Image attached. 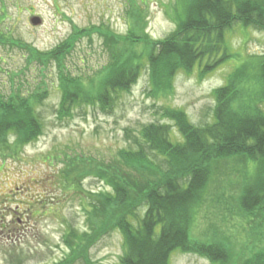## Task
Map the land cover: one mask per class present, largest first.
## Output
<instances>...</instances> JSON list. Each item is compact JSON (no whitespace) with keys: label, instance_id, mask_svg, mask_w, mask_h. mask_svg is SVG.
Listing matches in <instances>:
<instances>
[{"label":"rangeland","instance_id":"obj_1","mask_svg":"<svg viewBox=\"0 0 264 264\" xmlns=\"http://www.w3.org/2000/svg\"><path fill=\"white\" fill-rule=\"evenodd\" d=\"M178 4L179 0H0V31L10 38L0 42V95L31 99L43 123L42 133L27 143L17 144L11 133L0 144V221L7 225L0 227V264H123L120 230L112 229L95 242L78 243L76 238L91 230L90 217L96 219L92 205L101 201L96 193L113 194L98 170L120 164L124 150H136L139 131L151 123L168 124L173 141L184 142L177 122L166 116L167 109L184 112L195 126L214 122V90L245 59L264 55V30L237 24L229 37L236 60L202 74L196 68L175 72L173 90L166 96H153L148 69H142L131 91L120 94L108 113L88 106L60 117V72L79 79L87 90L96 87L128 52L145 55L142 41L130 45L129 33L155 41L174 33L172 13ZM34 17L41 24H32ZM106 34L118 38L115 48ZM18 40L25 45L18 46ZM64 46L67 51L61 53ZM59 47L60 57L47 66L33 55V50L53 53ZM250 88L251 97L260 98L259 84ZM261 108L264 111V100ZM153 155L149 153L156 164L163 161ZM256 175L255 161L221 160L193 215L190 238L225 244V262L175 249L168 264H248L264 251V228L258 229L241 210L243 188ZM74 176L79 179L77 188L68 185ZM26 211L29 218L24 220ZM20 216L23 223L18 222Z\"/></svg>","mask_w":264,"mask_h":264},{"label":"trees","instance_id":"obj_2","mask_svg":"<svg viewBox=\"0 0 264 264\" xmlns=\"http://www.w3.org/2000/svg\"><path fill=\"white\" fill-rule=\"evenodd\" d=\"M178 6L180 9L172 13L177 25L173 34L155 41L146 34L141 39L129 33L126 39L130 45L142 41L145 55L140 57L130 51L122 61L117 60L113 49L117 64L107 69V78L96 87L87 90L79 79L61 70L59 116L65 118L77 108L88 106L112 112L119 95L131 91L146 67L153 96H166L173 90L175 72L191 73L196 68L202 74L236 60L229 37L237 24L264 30V0H179ZM108 35L115 48L118 38ZM9 39L0 31V42L7 43ZM16 43L25 45L20 40ZM61 48L53 53L33 50V55L47 66L52 58L60 57ZM64 51L65 46L61 53ZM254 84L261 87L257 99L249 92ZM214 96V122L205 126L191 124L180 110L167 109L166 116L177 122L184 142L173 141L168 124L151 123L139 131L136 150H124L120 164H106L98 170V176L111 186L113 194L96 193L101 200L97 199L99 206L92 205L96 219L89 218L91 230L77 235L78 243L86 239L95 242L117 229L124 238L123 264H168L175 249L225 262V244L192 240L189 228L216 164L230 157L257 164V175L243 188L241 210L258 229L264 228V55L245 59L229 74L226 83L214 90ZM4 97L0 95V144L11 133L17 144L42 133V119L31 99L23 95ZM149 153L162 156L163 161L156 164ZM75 165L73 161L72 170ZM78 181L74 176L68 185L77 188ZM248 264H264V251L254 254Z\"/></svg>","mask_w":264,"mask_h":264},{"label":"flooded vegetation","instance_id":"obj_3","mask_svg":"<svg viewBox=\"0 0 264 264\" xmlns=\"http://www.w3.org/2000/svg\"><path fill=\"white\" fill-rule=\"evenodd\" d=\"M17 189H19V188H17ZM18 213H19V212H18ZM19 218H20V219L18 220V222H19V223H23L24 220H27V219L29 218V212H28V211L25 212V219H24V220L21 218V216H20ZM4 223H5V222L0 221V227H2V228L6 227L7 225L5 224V226H4Z\"/></svg>","mask_w":264,"mask_h":264},{"label":"water","instance_id":"obj_4","mask_svg":"<svg viewBox=\"0 0 264 264\" xmlns=\"http://www.w3.org/2000/svg\"><path fill=\"white\" fill-rule=\"evenodd\" d=\"M41 19L39 17H34L31 22L32 24H35V25H38V24H41Z\"/></svg>","mask_w":264,"mask_h":264}]
</instances>
